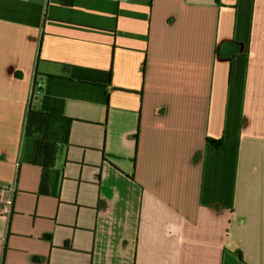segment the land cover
Segmentation results:
<instances>
[{
	"label": "crops",
	"instance_id": "obj_1",
	"mask_svg": "<svg viewBox=\"0 0 264 264\" xmlns=\"http://www.w3.org/2000/svg\"><path fill=\"white\" fill-rule=\"evenodd\" d=\"M0 184V264H264V0H0Z\"/></svg>",
	"mask_w": 264,
	"mask_h": 264
},
{
	"label": "trees",
	"instance_id": "obj_2",
	"mask_svg": "<svg viewBox=\"0 0 264 264\" xmlns=\"http://www.w3.org/2000/svg\"><path fill=\"white\" fill-rule=\"evenodd\" d=\"M74 118L42 111L30 103L25 119L23 152L26 161L42 167L39 191L41 194L60 195L63 176L55 168L56 159L70 144V131ZM211 141V140H210ZM220 141H216L219 145ZM52 188L48 190V185Z\"/></svg>",
	"mask_w": 264,
	"mask_h": 264
},
{
	"label": "built area",
	"instance_id": "obj_3",
	"mask_svg": "<svg viewBox=\"0 0 264 264\" xmlns=\"http://www.w3.org/2000/svg\"><path fill=\"white\" fill-rule=\"evenodd\" d=\"M1 186V184H0ZM13 199L9 200L7 204H5L2 209L1 212L4 214H7L8 216L12 215L13 213Z\"/></svg>",
	"mask_w": 264,
	"mask_h": 264
}]
</instances>
